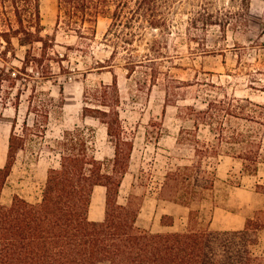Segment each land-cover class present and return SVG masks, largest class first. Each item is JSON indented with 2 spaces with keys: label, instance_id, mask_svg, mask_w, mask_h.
Instances as JSON below:
<instances>
[{
  "label": "trees",
  "instance_id": "1",
  "mask_svg": "<svg viewBox=\"0 0 264 264\" xmlns=\"http://www.w3.org/2000/svg\"><path fill=\"white\" fill-rule=\"evenodd\" d=\"M249 1L229 0L230 6L215 14L209 11L208 0H57L55 27L49 35L43 33L39 0H0V103L4 105L10 98L9 91L16 88L18 81L34 78L32 73L49 79L54 75V65L60 71L68 70L64 66L65 61L69 62L68 54L54 49L58 32L75 38L74 46L67 50L74 48L88 56L92 54L90 46L95 40L98 17H108L111 23L103 42L113 47L107 58L95 61L94 67L109 72L111 83L86 87L82 93V116L96 119L105 127L113 157L106 161L96 158L90 127L64 130L50 148L58 156V166L47 170L39 202L32 204L17 195L9 205L0 201V264L264 263L258 250L264 232V207L237 230L196 228L199 211L192 208L214 187L217 178L215 170L208 169L209 160L221 154L223 144L244 162V172H256L261 140L231 125L233 119L264 125V121L255 120L264 116V106L247 98L224 96L208 101L204 109L185 106L181 110L182 118L191 121L192 127L179 130L177 143L189 146L192 157L188 163L165 172L158 198L188 208L184 230L151 232L137 226L141 197L133 189L124 204L118 202L133 143L118 112L119 93L113 70L117 59L122 60L121 66L129 77L141 68L145 79L154 84L161 74L156 65L165 53L162 44L154 39L142 57L135 54L139 45L136 43L144 39L143 31L168 32L173 27L171 15L184 2L193 6L187 12L188 30L196 25L239 28ZM14 40L19 49H24L22 59L16 57ZM11 60L20 65L6 68ZM18 96L16 92V100ZM28 100L32 123L23 121L20 132H16L13 120L5 163L0 168V198L18 152L26 148L31 137H42L50 115L62 111V98L41 97L34 87ZM199 125L208 128L212 141L197 137ZM97 186L105 189L104 212L101 220L92 221L89 209ZM256 188L264 193V185L257 184ZM160 223L170 227L172 217L162 216Z\"/></svg>",
  "mask_w": 264,
  "mask_h": 264
},
{
  "label": "rangeland",
  "instance_id": "2",
  "mask_svg": "<svg viewBox=\"0 0 264 264\" xmlns=\"http://www.w3.org/2000/svg\"><path fill=\"white\" fill-rule=\"evenodd\" d=\"M208 1L209 11L215 14L230 6L229 0ZM39 3L43 33L51 35L55 27L57 0H39ZM191 10L193 6L184 2L171 15L173 27L168 32L146 29L144 39L136 43L139 45L135 54L141 57L147 53L151 40L156 39L162 44L165 57L156 65L161 73L159 81L149 83L141 68L129 77L121 66V59H117L118 65L113 67L120 120L133 143L118 202L124 204L133 189L141 197L137 226L151 232L182 231L187 226L188 208L158 198V187L165 172L188 163L192 157L189 146L177 143L179 130L192 127L191 121L182 118L181 110L185 106L204 109L208 101L224 96L247 98L264 106V3L250 0L241 16L242 25L234 29L196 25L188 30L187 12ZM110 23L108 17H98L95 40L90 46L92 54L88 56L74 48L67 50V47L74 46L75 38L58 32L54 49L60 54H68L69 62H64L68 70L60 71L54 65V75L49 79L32 73L34 78L18 81L16 88L9 91L6 105L0 103L1 168L5 163L13 120H16V132H20L23 121L28 125L32 123L33 115L28 114L27 108L33 87L41 97L62 98L63 101L62 111L59 115H50L42 137H31L26 148L18 152L2 190L0 201L3 205H9L14 195L32 204L39 202L47 170L58 166V156L50 148L64 130L76 126L90 127L96 158L106 161L113 157V146L107 139L105 127L96 119L82 116L83 90L100 83H111L109 72L94 69L95 61L107 58L113 50L103 42ZM13 43L16 57L22 59L24 49H19L15 40ZM2 44L0 41V49ZM19 65L17 60L5 64L6 68ZM16 92L18 100L14 97ZM255 120L264 121V116ZM231 125L261 140V157L256 172L251 174L244 172V162L228 152L227 144H223L218 157L209 160L208 169L215 170L217 179L205 198L192 206L199 211L196 224L199 229H241L247 218L264 207V193L256 188L257 184L264 185V125L240 119L231 120ZM195 134L201 140L212 141V135L204 125H199ZM104 197L105 189L95 187L89 209L90 220L102 219ZM162 216L172 217L173 225L162 226ZM258 250L264 257V232L260 235Z\"/></svg>",
  "mask_w": 264,
  "mask_h": 264
},
{
  "label": "bare ground",
  "instance_id": "3",
  "mask_svg": "<svg viewBox=\"0 0 264 264\" xmlns=\"http://www.w3.org/2000/svg\"><path fill=\"white\" fill-rule=\"evenodd\" d=\"M1 142V141H0Z\"/></svg>",
  "mask_w": 264,
  "mask_h": 264
}]
</instances>
